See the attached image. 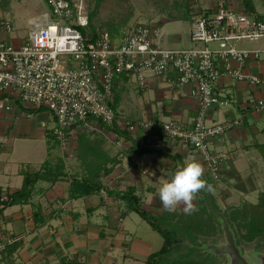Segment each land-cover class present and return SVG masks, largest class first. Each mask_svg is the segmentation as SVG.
<instances>
[{
    "label": "crops",
    "instance_id": "1",
    "mask_svg": "<svg viewBox=\"0 0 264 264\" xmlns=\"http://www.w3.org/2000/svg\"><path fill=\"white\" fill-rule=\"evenodd\" d=\"M21 1L25 0H0V40L15 45L26 39L12 25L17 18L14 11L23 5ZM28 12L31 13L27 17L31 30L36 22H44L50 17V11L42 6L38 9L27 6L22 13L27 15ZM6 21L10 23V29L3 25ZM160 31L166 46L177 47L174 45L184 43L186 38L189 41L190 32L185 36L184 32L173 34L165 28ZM239 45L264 48V39L244 41ZM232 65L240 67L236 61ZM242 67L246 73L257 75L264 81V59L249 61ZM174 77L171 72L168 77L150 78L145 89H140L137 84L133 88L130 83L136 81L132 77L127 76V81L118 79L122 106H117L116 91V108L130 119L156 117L166 121L192 122L197 115L198 101L190 95V86L172 85ZM136 92L142 97L139 98ZM217 92L227 96V103L210 111L208 123L240 121L211 141L212 150L228 155L220 178L226 181L221 184L214 181L202 154L185 148L180 141L159 143L156 136H144L141 132L135 137L124 131L107 132L106 158L113 154V158L117 157L120 162L117 171L106 176L108 179H93L102 183L101 191L73 198L69 192L72 178L66 174L54 183L39 180L28 203L20 202L5 208L0 204V264H147L150 256L159 251L166 240L129 207L122 195L134 190L140 198L141 208L163 223H173L172 219L177 216L174 213L186 214L184 207L164 209L158 190L163 181L169 180L175 170L193 157L203 166V179L212 186L213 197L219 185H227L224 192L235 197L238 193H247L251 185L262 183L264 111L251 108L249 99H264V83L234 82L224 76L218 83ZM54 125L49 110L36 109L18 99L11 101L8 107L0 108V196L4 192L21 190L25 176L43 171L48 160L57 162L55 152L58 146L50 148ZM116 136L121 141L125 139L119 148ZM244 186L248 191L241 188ZM200 195L195 200L205 201L199 198ZM39 208L44 217L40 224L34 218V212ZM16 243H20L19 247L9 254L7 248H13Z\"/></svg>",
    "mask_w": 264,
    "mask_h": 264
},
{
    "label": "built area",
    "instance_id": "2",
    "mask_svg": "<svg viewBox=\"0 0 264 264\" xmlns=\"http://www.w3.org/2000/svg\"><path fill=\"white\" fill-rule=\"evenodd\" d=\"M44 1L50 17L36 22L23 42L0 40V108L18 99L49 110L55 122L51 134L65 148L73 133L84 131H124L133 137L141 132L156 136L159 143L180 141L202 154L213 180L219 181L228 155L212 150L211 141L240 121L209 124L208 116L215 106L227 103V96L217 92L224 76L234 82L264 83L242 67L264 59V48L239 45L264 39V19L235 0H218L196 13L189 36L192 44L180 48L163 44L161 28L144 23L133 25L121 39L109 30L91 33L85 0ZM3 25L11 28L7 21ZM233 61L240 67L234 68ZM171 72L172 85L190 86V95L198 101L192 122L130 119L113 106L120 75L132 77L145 89L150 78ZM249 105L264 111V99L250 98Z\"/></svg>",
    "mask_w": 264,
    "mask_h": 264
},
{
    "label": "rangeland",
    "instance_id": "3",
    "mask_svg": "<svg viewBox=\"0 0 264 264\" xmlns=\"http://www.w3.org/2000/svg\"><path fill=\"white\" fill-rule=\"evenodd\" d=\"M217 1L85 0L89 20L88 31L97 33L102 30H109L116 39H121L123 34L133 25L144 23L165 28L173 34L184 32L187 36L196 13L212 8ZM235 1L243 7L245 6V0ZM21 3L23 4L22 7L14 11L17 18L12 25L20 36L27 38L31 30L27 17L31 13L28 12L27 15H24L22 12L25 8L33 6L38 9L42 6L47 11H50V8L44 0H29L28 4L25 0ZM250 4L255 8V13L264 17V0H250ZM246 11L253 12L247 8ZM1 41L7 44L10 43L4 39ZM191 44V41L186 38L184 43L174 46L181 48ZM246 45L248 44L246 43ZM126 77V75H120L119 79L127 81L128 78ZM130 84L133 88L137 86L134 81H131ZM116 91L118 96L117 106H122L119 87H116ZM136 93L138 96L140 95L139 98L142 97L140 93ZM116 137L117 146L124 144L125 139L121 141L119 136ZM70 139L71 143L68 148L58 145V150L55 152L57 162L58 159L64 161L67 176L73 178L93 175L96 179H108L106 178L107 175L114 172V170L117 171L119 159L117 157L113 158V154L108 159L106 158L104 145L107 140L105 133L84 131L71 135ZM110 161L111 166H108ZM223 181L226 180L221 179L218 182L221 184L220 182ZM241 188H244L245 192L248 191L245 186ZM226 189H228L227 185H219L215 197L207 190L201 191L200 193L203 196L200 195L199 198L205 199V201L194 200L196 211L191 214L178 215V212L174 213L177 216L172 219L173 223H161L164 228L171 232L170 237L174 245L172 252L165 257L167 262L197 261L201 264H228L229 260L226 255L208 249L211 244L222 245L226 243L224 225H222L223 220L217 215V213L223 212L228 221L231 220L232 229L239 240L238 245L242 249L243 255L252 264H257L258 258L264 255V181L251 185L247 193H238L235 197L226 195L229 194L224 192ZM4 194L8 195L6 192ZM3 197L5 195L2 194L0 199L2 200ZM251 236L253 238L248 239Z\"/></svg>",
    "mask_w": 264,
    "mask_h": 264
},
{
    "label": "trees",
    "instance_id": "4",
    "mask_svg": "<svg viewBox=\"0 0 264 264\" xmlns=\"http://www.w3.org/2000/svg\"><path fill=\"white\" fill-rule=\"evenodd\" d=\"M245 6L250 11L255 10L253 5L250 4V0H245ZM261 18L264 19L263 16ZM116 108V102L113 105ZM51 145L50 148L53 149L56 146L60 145V142L51 135ZM66 167L64 164V161L62 159H58V162L52 163L50 160H48L44 165V170L36 173H28L25 176L24 185L21 190L13 193H9L7 195L6 200H0V204L3 205L5 208L6 206L17 204V203H28L30 202V199L32 198L33 191L35 189V185L39 180H46L51 183H54L58 179L66 176L67 172L65 171ZM95 179L93 175H84L82 177L76 176L73 177L70 183V196L73 198H80L84 196H88L91 194H94L96 192L101 191L103 188V185L101 182H95ZM122 198L127 199L129 207L132 210H135L138 212L144 219H146L155 230L160 232L164 238L165 243L163 247L152 254L147 261V264H201L197 261H168L165 257H167L173 250V243L172 238L170 237V231L167 228H164L161 223L162 220L145 209L140 207V198L134 194V190H130L126 192L124 195H122ZM213 201V200H212ZM34 218L36 223H43L44 217L42 216V210L39 208L34 212ZM229 223L231 225V220L229 219ZM232 227V226H231ZM235 232V231H234ZM253 235V234H252ZM236 236V233H235ZM253 237H248V239H252ZM237 243H239V240L237 239ZM20 243L14 244L13 248H7L9 249V254H12L14 250H16L19 247Z\"/></svg>",
    "mask_w": 264,
    "mask_h": 264
},
{
    "label": "clouds",
    "instance_id": "5",
    "mask_svg": "<svg viewBox=\"0 0 264 264\" xmlns=\"http://www.w3.org/2000/svg\"><path fill=\"white\" fill-rule=\"evenodd\" d=\"M203 177L204 168L201 163L194 157L185 161L159 187L158 194L163 208L175 210L177 206H183L186 214L196 211L193 201L197 195L204 190L212 191V186Z\"/></svg>",
    "mask_w": 264,
    "mask_h": 264
},
{
    "label": "water",
    "instance_id": "6",
    "mask_svg": "<svg viewBox=\"0 0 264 264\" xmlns=\"http://www.w3.org/2000/svg\"><path fill=\"white\" fill-rule=\"evenodd\" d=\"M212 201V200H211ZM222 220L224 225V232L226 236V243L222 245L211 244L208 249L211 251H216V253L221 255H226L228 257V264H252L244 255L242 249L237 243V238L235 232L232 229L225 213H217ZM257 264H264V255L260 256L257 260Z\"/></svg>",
    "mask_w": 264,
    "mask_h": 264
}]
</instances>
